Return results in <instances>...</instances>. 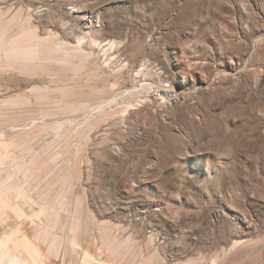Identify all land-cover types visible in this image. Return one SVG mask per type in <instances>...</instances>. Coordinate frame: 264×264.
<instances>
[{
	"label": "rangeland",
	"instance_id": "374dc122",
	"mask_svg": "<svg viewBox=\"0 0 264 264\" xmlns=\"http://www.w3.org/2000/svg\"><path fill=\"white\" fill-rule=\"evenodd\" d=\"M0 264H264V0H0Z\"/></svg>",
	"mask_w": 264,
	"mask_h": 264
},
{
	"label": "built area",
	"instance_id": "2783aa9c",
	"mask_svg": "<svg viewBox=\"0 0 264 264\" xmlns=\"http://www.w3.org/2000/svg\"><path fill=\"white\" fill-rule=\"evenodd\" d=\"M156 96L168 103H176L180 101L181 94L171 93L168 88V83H165L163 87L156 92Z\"/></svg>",
	"mask_w": 264,
	"mask_h": 264
},
{
	"label": "bare ground",
	"instance_id": "6f19581e",
	"mask_svg": "<svg viewBox=\"0 0 264 264\" xmlns=\"http://www.w3.org/2000/svg\"><path fill=\"white\" fill-rule=\"evenodd\" d=\"M5 45V44H4ZM24 47V46H23ZM16 50V49H15ZM20 50V49H19ZM146 87V86H145ZM168 88H169V90H170V92L171 93H179L180 92V94H182L181 93V91H179L178 89H175V88H173L170 84H168Z\"/></svg>",
	"mask_w": 264,
	"mask_h": 264
}]
</instances>
